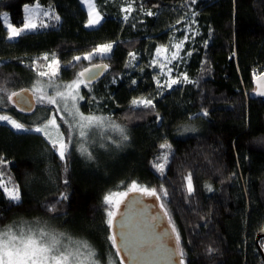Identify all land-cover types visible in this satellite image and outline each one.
<instances>
[{
    "label": "trees",
    "instance_id": "1",
    "mask_svg": "<svg viewBox=\"0 0 264 264\" xmlns=\"http://www.w3.org/2000/svg\"><path fill=\"white\" fill-rule=\"evenodd\" d=\"M36 1L53 6L57 16L9 39L1 13L22 26L24 6ZM95 3L103 21L87 27L81 0H0V113L27 127L0 120V180L21 194L9 197L0 182V227L25 218L43 232H64L107 263L117 251L106 197L142 190L129 187L137 182L160 197L185 264H264L256 243L264 226V99L250 97L264 72V0ZM184 22L187 32H175ZM179 34L186 38L173 64L177 83L159 88L148 64ZM109 43L108 56L87 60ZM47 54L55 56L62 83L87 65L108 64L83 89L80 108L121 126L122 136H112L115 151L87 153L70 141L63 157L44 132L32 129L43 120L34 115L53 108L37 100V111L23 115L11 106L9 95L32 89ZM144 97L151 101L136 104ZM260 245L264 250V237Z\"/></svg>",
    "mask_w": 264,
    "mask_h": 264
},
{
    "label": "rangeland",
    "instance_id": "2",
    "mask_svg": "<svg viewBox=\"0 0 264 264\" xmlns=\"http://www.w3.org/2000/svg\"><path fill=\"white\" fill-rule=\"evenodd\" d=\"M82 2L89 15L88 24L97 25L102 15L97 9L95 0H82ZM24 12L25 21L22 26L14 25L7 11L1 13L9 39H15L23 32L35 30L44 17L57 16L53 6L43 5L39 1L26 4ZM188 27L187 23H181L175 32L182 30L187 32ZM185 38L186 35H175L169 44L158 48L148 64L159 88L167 89L177 83L178 79L175 76L173 64L180 57ZM112 46L111 43L100 45L93 53L86 55L87 60H94L97 56L102 58L108 56ZM46 57L48 63L45 69L38 72V77L31 81L32 86L30 87L37 100L53 109L43 107L45 108L43 111L35 114L34 116L38 120H43L41 125L32 127V129L44 132L63 157L70 146V141L75 142L76 146H82L81 148L85 149L87 153L91 149L106 150V152L107 150L115 151L117 139L112 136H122L121 126L107 117L83 113L80 108L84 100L82 91L88 87V84L79 76L67 83L58 81L56 78L59 72L57 60L53 54H47ZM132 58L138 63V55L134 54ZM150 101L144 97L135 102L139 105ZM0 120L10 123L17 130L27 129L13 115L0 113ZM0 182L9 197L15 200L21 198L19 189L13 185L6 186L1 180ZM129 187L141 188L145 191L143 186L137 182H131ZM124 195L123 191H115L106 197V202L112 206L107 210L110 224ZM72 239L64 232H43L39 225H29L25 218H20L0 227V264H117L116 258H119L117 253L110 252L109 261L104 263L99 258V253L94 252L87 245L85 247L74 245Z\"/></svg>",
    "mask_w": 264,
    "mask_h": 264
},
{
    "label": "water",
    "instance_id": "3",
    "mask_svg": "<svg viewBox=\"0 0 264 264\" xmlns=\"http://www.w3.org/2000/svg\"><path fill=\"white\" fill-rule=\"evenodd\" d=\"M108 69L106 62L82 68L78 75L87 84L100 80ZM252 99H264V72L253 81ZM9 103L20 114L33 115L38 102L32 89L23 87L9 95ZM114 247L122 264H185L180 239L169 215L155 192L128 191L119 202L111 220ZM257 247L264 260L260 239Z\"/></svg>",
    "mask_w": 264,
    "mask_h": 264
},
{
    "label": "crops",
    "instance_id": "4",
    "mask_svg": "<svg viewBox=\"0 0 264 264\" xmlns=\"http://www.w3.org/2000/svg\"><path fill=\"white\" fill-rule=\"evenodd\" d=\"M81 3L83 4V2H82V0H81ZM103 21V17H101V20H99V23L97 24V25H89L88 23H89V20H88V22H87V27H96V26H98L101 22Z\"/></svg>",
    "mask_w": 264,
    "mask_h": 264
}]
</instances>
